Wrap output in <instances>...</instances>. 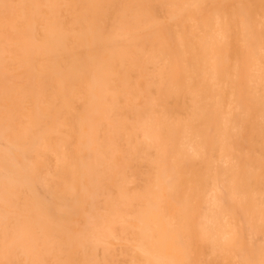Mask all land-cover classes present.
<instances>
[{
	"label": "rangeland",
	"instance_id": "obj_1",
	"mask_svg": "<svg viewBox=\"0 0 264 264\" xmlns=\"http://www.w3.org/2000/svg\"><path fill=\"white\" fill-rule=\"evenodd\" d=\"M0 264H264V8L0 0Z\"/></svg>",
	"mask_w": 264,
	"mask_h": 264
},
{
	"label": "bare ground",
	"instance_id": "obj_2",
	"mask_svg": "<svg viewBox=\"0 0 264 264\" xmlns=\"http://www.w3.org/2000/svg\"><path fill=\"white\" fill-rule=\"evenodd\" d=\"M254 5L257 6V7L264 8V3H259V2L255 1V0H254Z\"/></svg>",
	"mask_w": 264,
	"mask_h": 264
}]
</instances>
